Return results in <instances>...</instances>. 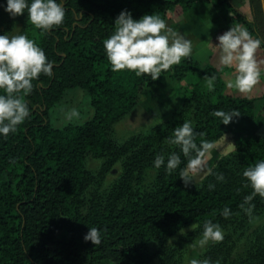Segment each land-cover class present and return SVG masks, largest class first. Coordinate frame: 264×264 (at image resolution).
I'll return each mask as SVG.
<instances>
[{
	"label": "trees",
	"instance_id": "obj_1",
	"mask_svg": "<svg viewBox=\"0 0 264 264\" xmlns=\"http://www.w3.org/2000/svg\"><path fill=\"white\" fill-rule=\"evenodd\" d=\"M197 1L64 0V23L47 32L32 24L26 10L13 17L0 6V33L17 20L20 33H27L53 61V74L41 73L32 90L22 93L29 116L14 133L0 135V264H180L182 246L172 241L180 228H190L194 221L200 227L187 236L202 233L206 219L221 225L223 239L211 242L203 260L264 264V197L256 194L248 202L250 211L240 207L253 191L243 170L264 159V136L235 141L216 161L213 174L195 184H185L179 176L188 158L178 146L165 143L184 120L193 121L198 143L214 141L227 124L213 115V109H236L240 114L233 120L252 119L261 100L264 106V95L227 94L221 73L190 55L161 73L172 82L194 77L171 116L145 133L123 141L114 137L115 124L155 80L127 68L113 70L103 41L114 31L115 18L128 9L135 18L153 13L166 19ZM209 1L261 39L259 50L264 52V0ZM212 74L215 87L209 90L206 81ZM75 86L89 94L92 118L52 127L49 108ZM161 151L166 159L168 153L180 152L181 165L171 173L163 165L155 168V155ZM89 155L104 159L102 173L119 166L108 189L89 191ZM218 174L224 179H217ZM225 205L231 209L228 217L221 215ZM89 227L102 230L99 245L84 239Z\"/></svg>",
	"mask_w": 264,
	"mask_h": 264
},
{
	"label": "clouds",
	"instance_id": "obj_2",
	"mask_svg": "<svg viewBox=\"0 0 264 264\" xmlns=\"http://www.w3.org/2000/svg\"><path fill=\"white\" fill-rule=\"evenodd\" d=\"M0 6L13 17L26 10L28 19L43 32L63 24L65 20L64 0H6ZM114 24V31L103 41L113 70L127 68L134 70L137 75L147 73L152 79H156L163 71L170 70L192 53V41L170 27L158 14L145 13L140 18H135L130 10L122 9ZM216 39L218 43L214 44L217 46L219 64L235 69L234 79L226 81L227 87L240 93L250 92L264 71L261 68L264 59L257 58L261 39L253 38L248 29L240 25H232ZM41 73L49 76L53 74V61L41 46L29 38L27 33H0V90H3L0 92V135L7 137L10 132L14 133L17 126L29 116L30 108L22 93L27 94L32 90L33 80ZM215 80V74L207 79L209 90L214 89ZM239 114L236 109H213V115L224 124L230 123ZM79 117L80 112L75 107L65 111V118L69 121ZM196 135L193 121L184 120L179 127L173 129L172 135L165 138V143L178 146L184 157L188 158L187 164L180 168L179 175L185 184L196 182L197 177L213 174L212 167L207 164L206 154L213 149L214 141L203 139L198 143ZM180 152L168 153L167 159L163 151L157 153L153 161L155 168L159 169L163 165L171 173L181 165ZM242 175L247 178L246 183H250L253 191L244 197L240 207L250 211L251 205L248 202L256 194L264 197V159L249 165ZM217 179L223 180V174H218ZM214 186L209 184L210 188ZM221 215H231L230 207L225 205ZM189 227L196 230L200 224L194 221ZM180 232L185 233V229L180 228ZM102 238V230L97 227H89L84 235V239L90 240L94 245H99ZM221 239V225L206 219L202 235L191 242L190 246L204 248L209 241ZM189 264L212 262L192 258Z\"/></svg>",
	"mask_w": 264,
	"mask_h": 264
},
{
	"label": "rangeland",
	"instance_id": "obj_3",
	"mask_svg": "<svg viewBox=\"0 0 264 264\" xmlns=\"http://www.w3.org/2000/svg\"><path fill=\"white\" fill-rule=\"evenodd\" d=\"M7 32L9 35L20 33V23L17 20H14ZM188 78L190 81L194 79L192 75ZM188 78L183 80L186 84L190 82ZM156 79L143 89L140 93L137 104L127 116L115 124L114 137L118 141H123L134 134L145 133L153 125L168 119L174 109L181 103L182 96L176 93L178 88L177 84L180 81L173 82L176 84V87L169 89L165 84V81H161V79L156 81ZM154 85L156 86L154 87L156 93L151 96V90ZM73 107L79 110L80 117L73 118L69 121L65 118V111L70 110ZM92 116L93 107L91 105L90 96L86 90L78 86L67 88L62 98L48 110V120L52 127H62L69 124H82L91 119ZM230 123L226 125L224 133L218 139L214 140L213 149L206 154V161L210 167H213L216 161L231 149V144L238 139V135L235 133L236 131ZM103 161L104 159L102 157H94L91 155L86 158L85 167L93 175V181L88 186L89 191L93 189H108L118 177L119 166H115L105 173L101 172ZM202 179L203 178L197 177L196 182L191 183H198ZM190 230L191 228H187L185 229V233L180 232L179 235L176 236L177 238L172 241L174 244L182 246L181 249L183 254L181 256L180 264H189V261L192 258L203 260L205 258L204 253L212 242L209 241L204 248H192L190 246L191 242L198 240L202 233L187 236L190 234ZM150 248L155 249L156 244L151 243Z\"/></svg>",
	"mask_w": 264,
	"mask_h": 264
},
{
	"label": "crops",
	"instance_id": "obj_4",
	"mask_svg": "<svg viewBox=\"0 0 264 264\" xmlns=\"http://www.w3.org/2000/svg\"><path fill=\"white\" fill-rule=\"evenodd\" d=\"M167 24L176 29L179 33L185 35L192 41L191 56L196 58L202 65H210L221 73V78L225 84L227 94L232 96H248L258 97L264 95V71L257 84L250 92L240 93L239 91L228 88L226 81L234 79V67L221 66L219 64V54L216 37L229 29L232 25H240L245 27L243 23L231 18V14L227 10L215 8L209 0H200L195 2L188 10L180 12L173 11L165 19ZM257 58L264 59V52L257 50ZM264 70V64L261 65ZM190 77V76H189ZM165 81L170 88L176 87L166 75H160L157 80ZM190 81V79L188 78ZM188 82V81H187ZM156 85V84H155ZM152 87V94L156 93V86ZM178 95L183 96V90L187 87L185 81L178 82ZM182 89V90H181ZM262 101L259 104L258 112L252 119H237L230 124L235 129L238 139L247 137L252 134H260L264 136V106ZM233 145V143L231 144Z\"/></svg>",
	"mask_w": 264,
	"mask_h": 264
},
{
	"label": "water",
	"instance_id": "obj_5",
	"mask_svg": "<svg viewBox=\"0 0 264 264\" xmlns=\"http://www.w3.org/2000/svg\"><path fill=\"white\" fill-rule=\"evenodd\" d=\"M263 8H264V5H263Z\"/></svg>",
	"mask_w": 264,
	"mask_h": 264
}]
</instances>
